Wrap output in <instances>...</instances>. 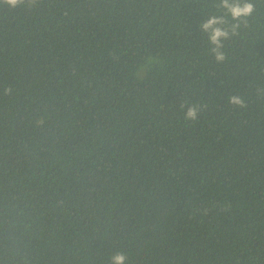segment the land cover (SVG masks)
Segmentation results:
<instances>
[{
    "label": "trees",
    "instance_id": "obj_1",
    "mask_svg": "<svg viewBox=\"0 0 264 264\" xmlns=\"http://www.w3.org/2000/svg\"><path fill=\"white\" fill-rule=\"evenodd\" d=\"M248 2L236 35L222 0L0 2V264H264V0Z\"/></svg>",
    "mask_w": 264,
    "mask_h": 264
},
{
    "label": "clouds",
    "instance_id": "obj_2",
    "mask_svg": "<svg viewBox=\"0 0 264 264\" xmlns=\"http://www.w3.org/2000/svg\"><path fill=\"white\" fill-rule=\"evenodd\" d=\"M0 2L6 4L10 8H16L17 6L28 4L29 7L35 6L39 0H0ZM222 7L226 10V13L231 16L233 21L238 23H233L231 25V34L236 35L237 29L240 27L239 22H243L246 26L247 18L252 15L255 8L254 5L248 0H222ZM226 21L223 17H212L202 23L200 28L203 32L208 34V39L210 43L214 46L212 48V54L217 62H223L225 60V54L221 51L223 47L222 41L229 38V29L224 27ZM151 63V61H148ZM11 89H5V94H8ZM229 103L233 106H238L240 108L245 107V102L241 97L232 96L229 98ZM200 111L199 106L192 105L187 108L185 114V119L188 121H195L198 118V113ZM127 257L123 253H117L112 257V264H125Z\"/></svg>",
    "mask_w": 264,
    "mask_h": 264
}]
</instances>
